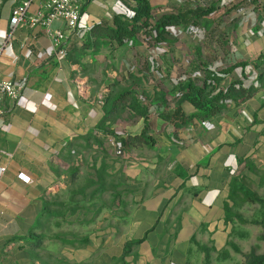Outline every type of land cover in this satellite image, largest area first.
<instances>
[{"label":"crops","instance_id":"crops-1","mask_svg":"<svg viewBox=\"0 0 264 264\" xmlns=\"http://www.w3.org/2000/svg\"><path fill=\"white\" fill-rule=\"evenodd\" d=\"M23 1L0 0V80L17 81L22 93L6 105L0 128V256L24 246L52 198L75 188L90 168L96 213L111 209L98 203L107 191L98 183L103 175L122 171L123 183L141 185L128 243L145 252L144 264H244L227 202L244 163L264 161V90H257L264 83V0H147L155 17L192 21L153 46L143 33L123 45L102 33L116 18L132 21L136 1L83 0L85 37L65 56L39 29L21 27L7 43ZM207 72L222 87H241L249 101L200 119L181 102ZM178 107L183 126L171 123ZM163 158L170 161L164 180Z\"/></svg>","mask_w":264,"mask_h":264},{"label":"rangeland","instance_id":"rangeland-1","mask_svg":"<svg viewBox=\"0 0 264 264\" xmlns=\"http://www.w3.org/2000/svg\"><path fill=\"white\" fill-rule=\"evenodd\" d=\"M257 87L264 90V83ZM235 96L238 97L224 103V110L238 109L249 101L240 93ZM148 156L151 154L147 153ZM115 157L119 158V153ZM263 162L244 163L231 184L227 202V221L241 251L247 253L244 259L248 255L264 259ZM168 166L170 161L163 158V180L168 177ZM115 172L116 175H103L98 181L107 190L98 203L101 209L109 206L110 213H96L98 204L89 196L94 181L90 180L88 168L75 188L52 198L49 213L41 219L40 226L24 246L2 254L0 264H144L141 255L146 259L145 252L128 243L131 217L138 201L136 192L141 185L133 180L123 183L122 171Z\"/></svg>","mask_w":264,"mask_h":264},{"label":"trees","instance_id":"trees-1","mask_svg":"<svg viewBox=\"0 0 264 264\" xmlns=\"http://www.w3.org/2000/svg\"><path fill=\"white\" fill-rule=\"evenodd\" d=\"M134 1L137 2V8L134 10L132 21L123 23L116 18L112 28L107 25L101 26L104 30H102V33L106 34V38L114 40L118 45H123L125 40L132 39L139 33H143L146 35L147 43L153 46L166 40L170 28L179 24L186 25L192 22L191 20H187V16L174 15L173 13L155 17L147 0ZM235 86V84H231L227 88L222 87L217 75L207 72L206 78L202 83H191L187 86L181 103H190L199 111L198 117L202 120H207L220 114L224 110V103L229 99H233L235 94L240 93L248 99V95L244 93V90L241 87L235 89ZM186 119L187 117L183 113L182 108L178 107L171 117V123L183 126ZM137 140H139L138 137L131 138L130 142L135 144ZM244 264H264V259L248 255L245 257Z\"/></svg>","mask_w":264,"mask_h":264},{"label":"built area","instance_id":"built-area-1","mask_svg":"<svg viewBox=\"0 0 264 264\" xmlns=\"http://www.w3.org/2000/svg\"><path fill=\"white\" fill-rule=\"evenodd\" d=\"M41 4L37 13L30 12L37 0H25L12 12L7 43L14 33L21 27L39 29L49 37L53 48L59 50V55H66L70 45L81 43L85 33L79 28L83 16V0H40ZM55 25L58 27L55 28ZM5 46L0 45V58ZM21 87L15 80H0V128L4 127L3 119L7 114L6 105L16 104L21 97ZM4 172V170H2ZM19 179L29 184L30 179L20 175Z\"/></svg>","mask_w":264,"mask_h":264}]
</instances>
